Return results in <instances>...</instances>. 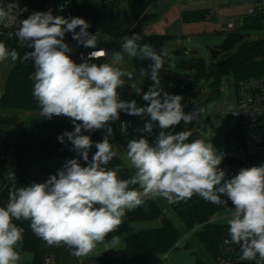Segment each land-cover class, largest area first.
I'll list each match as a JSON object with an SVG mask.
<instances>
[{
  "label": "clouds",
  "instance_id": "clouds-1",
  "mask_svg": "<svg viewBox=\"0 0 264 264\" xmlns=\"http://www.w3.org/2000/svg\"><path fill=\"white\" fill-rule=\"evenodd\" d=\"M27 11L26 7L20 8L18 0H10L7 6L0 4V24L8 26ZM90 27L83 18H64L51 10L33 11L19 20L15 32L8 33L10 38L14 35L18 39L21 47L33 51L21 58L16 49L9 50L0 42V62L9 58L13 62H33L32 95L41 115L49 120L61 115L71 119L74 131L64 132L58 140L64 143L66 137L87 165L82 166L79 158L68 159L45 182L22 187H16L15 173L8 174L12 187L6 205L0 206V264L21 261L19 246L24 229L14 220L29 221L33 234L48 246H67L72 256L80 258L93 254L100 245L104 251L121 247L119 236L107 238L118 229L127 212L155 198L174 204L194 195L218 206L231 201L232 210L226 218L230 240L224 244L239 245L242 261L264 262V165L241 168L238 174L226 178L220 167L224 154L211 142L203 138L190 140L192 134L186 130L173 134L170 129L181 121L192 123L200 110L185 113L183 97L161 87L159 73L166 60H174L166 48L157 51L141 43V35L134 32L123 37L121 50L112 53L111 64L90 63L104 57V49L92 51L87 60L76 63L64 37L72 33L78 45L96 49L99 33H89ZM125 55L151 61L150 71L140 73L153 81L142 96L148 102L145 107H138L135 100L119 98L118 89L125 85V78H133V72L122 67ZM121 112L149 117L141 132L151 134L157 122L160 129L154 143L144 136L128 141L124 167L134 169L128 179L120 178V165L107 167L118 155L109 137L110 124L120 118ZM101 129L107 134L94 145L90 135L82 134ZM93 146L97 150L89 160Z\"/></svg>",
  "mask_w": 264,
  "mask_h": 264
},
{
  "label": "trees",
  "instance_id": "trees-1",
  "mask_svg": "<svg viewBox=\"0 0 264 264\" xmlns=\"http://www.w3.org/2000/svg\"><path fill=\"white\" fill-rule=\"evenodd\" d=\"M43 1L44 9L54 12L57 5L64 0ZM158 2L159 0H126V8L121 9L119 5L103 6L96 11H82L81 18L91 25L89 29L95 32L99 31L109 39L108 47L112 52L120 47L125 35H131L134 32L141 35V43H148L155 48L158 43L168 37L167 35H146L144 33L147 26L160 18L158 9L155 8ZM208 17H210V11L200 9L183 11L180 19L184 23H192L205 21ZM242 22L238 31L229 32L230 34L222 47L225 50L235 44L239 45L238 51L227 60L213 63L209 67L201 58H193L181 64L180 67L184 71L193 72L190 82L186 85L187 90L193 89L200 79H205L209 84V100H212L220 97V83L224 77H232L237 88L243 81L264 75V39L249 42L245 41V36L240 33L241 30L264 29V26L260 18L248 15L243 17ZM9 32L15 31H0V42H4L9 50L16 49L21 58L25 52L34 50L21 47L14 35L11 38L8 36ZM90 63L100 64L99 61ZM34 71V64L31 60L24 62L17 60L5 79L3 93L0 96V180H7L9 173H15L16 187L30 185L33 182H45L51 176L31 177L27 168L31 162L72 156L79 158L83 166H87L82 157H78L66 137L64 143L58 140V136L64 132L74 131L72 121L64 118L58 119L55 116L49 120L41 115L38 102L32 95ZM163 89L169 94L178 95L184 91L180 86L176 88L165 86ZM24 113L29 114L27 124L18 127L19 117ZM123 123H126L128 133L123 131ZM3 126L5 129H2ZM110 126L113 138L124 149H126L128 135H135L138 130L135 116L124 112H121L120 118L111 122ZM155 129L160 131L158 122ZM82 134L90 135L93 145L104 138L100 130ZM5 136L6 140H4ZM232 137L242 142L240 128L232 133ZM96 150L94 146L91 148L89 160ZM11 151L15 155L16 165L12 171H9L8 161ZM241 163L236 158L224 157L221 166L225 170L228 166ZM117 165L121 166L120 178L128 179L134 175V170L124 167V161L119 155L107 167L114 168ZM11 187L12 181L10 180L3 193L6 202ZM133 187L138 188L139 186ZM222 199L226 200L227 198L222 197ZM164 200L173 209L185 228L189 232L195 233L197 241L204 247L208 257L215 258L222 242L229 236L228 225L217 224L214 220L220 213L232 210L231 201H228L226 205L218 206L205 201L198 195H194L187 201L174 204ZM158 219L162 221L161 227L133 232V223ZM13 222L24 229L23 243L19 248L21 253L33 254V260L29 264H47L49 256L41 250L43 240L33 234L30 222L25 220H14ZM112 236H119L125 242V248L100 254L98 259L103 264H145L150 259L163 257L176 248L183 234L166 216L164 210L154 200H149L146 205L127 212L121 225L107 239L110 240ZM54 259L58 264L56 257Z\"/></svg>",
  "mask_w": 264,
  "mask_h": 264
},
{
  "label": "rangeland",
  "instance_id": "rangeland-1",
  "mask_svg": "<svg viewBox=\"0 0 264 264\" xmlns=\"http://www.w3.org/2000/svg\"><path fill=\"white\" fill-rule=\"evenodd\" d=\"M44 4V2H43ZM173 5H179L181 13L183 11H194L200 9H208L210 11V17L205 21L184 23L181 20L175 22L167 30V38L162 40L156 46L157 51L162 47L166 48L174 60L165 61L164 67L161 69L159 75L161 80L165 82L167 86L171 81H174L177 86L183 87L190 77L193 76L192 72H187L171 66V63L175 61L180 63L185 60L193 58H201L207 67L213 63H221L234 55L239 48L238 44L233 45L229 49L223 50L222 47L228 37L229 30L227 24L232 19H242L248 13L249 8L253 5L252 0H159L155 8L158 9L160 16L164 14L168 8ZM41 6L39 0H29L27 3L28 8L37 9ZM120 8H126V4H120ZM156 11V10H155ZM242 20L240 24L242 25ZM156 22V21H155ZM153 22V23H155ZM151 23V24H153ZM150 24V25H151ZM245 36V41H255L264 39V29H250L241 30L240 32ZM103 41L109 43L108 38H104ZM217 49L221 51L220 56L217 59H212L210 50ZM120 47L116 51H120ZM188 52V56H184V53ZM178 53L177 55H175ZM175 55V56H174ZM112 57L107 63H112ZM149 60H141L139 58H130L127 55L124 56L123 69L133 72L132 83L136 87V93L134 96L130 93L129 80L125 81V85L118 89L119 97L126 100H135L139 107L147 106V102L142 99L143 94H137L139 92V84L151 86L153 83L148 78H142L140 73L143 70L149 69ZM16 61L13 62L10 58L4 62H0V96L3 93V86L5 79L9 71L15 66ZM121 67V65H117ZM182 80V82H181ZM220 97L217 99L209 100L210 91L209 84L205 79H200L197 85L191 90H185L181 93L183 110L185 113L192 112L194 110H200L197 114V119L190 124L185 125L183 121L173 129V134L186 130L191 132L190 140L197 138H203L207 142H211L214 147L228 156L243 157L244 152L239 147V140H235L232 137V133L240 126V114H233L232 111L238 112V90L236 88L234 79L232 77H224L220 83ZM1 114V112H0ZM58 119H69L63 115L55 116ZM29 119V114H22L19 117L18 127L26 125ZM149 118L146 116L144 120L137 117V124L139 126V135L148 139L149 143H154L156 136L160 131L155 127L151 134L141 132L145 123ZM5 129V127H4ZM125 131V130H123ZM100 132L105 136L106 130L101 129ZM128 133V131H125ZM152 135V136H151ZM154 137V138H152ZM131 140L133 137L130 138ZM6 140V136L4 137ZM112 144L115 145L117 153L124 159L126 151L120 149L118 144L109 137ZM129 140V137L127 138ZM12 153V151L10 152ZM14 154V153H12ZM75 157L68 156L59 159H53L43 162H31L27 165L29 174L31 177H38L44 175H55L60 170L64 162L68 159ZM80 160V159H79ZM249 161V158L246 159ZM80 163L83 166L82 161ZM15 160L8 162V170L14 169ZM134 172V171H133ZM158 206L164 210L166 216L176 225L181 231L183 237L179 241L176 248L168 253L169 259L165 256L152 258L145 264H200L209 261V257L204 247L197 241L194 232H189L181 220L177 217L173 209L168 206L163 198L153 199ZM231 211L220 213L214 220L217 224L227 225L226 218L230 216ZM162 226L161 219L154 221H144L133 223V232H139L145 229L159 228ZM121 242L124 241L121 239ZM103 250V245H100L96 251ZM103 253V251H101ZM30 253H21L20 264H25V257H28ZM33 255V254H31Z\"/></svg>",
  "mask_w": 264,
  "mask_h": 264
},
{
  "label": "built area",
  "instance_id": "built-area-1",
  "mask_svg": "<svg viewBox=\"0 0 264 264\" xmlns=\"http://www.w3.org/2000/svg\"><path fill=\"white\" fill-rule=\"evenodd\" d=\"M28 1L29 0H18L20 8L26 7L28 11L16 17V19L8 26L0 24V31H16L19 20L26 19L33 11L47 12L44 9L43 0H39L41 6L37 9L28 8ZM125 1L126 0H64L57 5L52 13L53 15L63 16L64 18H81L82 11H96L103 6L109 5L120 6V4L125 3ZM9 2L10 0H0V4L5 6H7ZM252 3L253 5L249 8L246 15L260 18L262 25L264 26V0H252ZM241 20H230L227 24L229 32L238 31L241 27ZM76 31L78 32L79 28H77ZM88 32L91 34L97 33L91 29H88ZM98 33L99 42L96 49L85 48L82 45H78L77 41L72 39V33H67L65 35L64 41L72 49L70 55L76 63L84 62L92 51L99 49H104L106 55L91 60L90 62L99 61L100 64L107 63L112 57L113 52L111 48L108 47V43L106 44L103 41L106 37L101 32L98 31ZM237 90L238 112L240 114L239 128L242 134V142H239V145L244 152V158L242 161L245 162L246 159L252 155L264 153V75L239 83ZM122 129L127 131L126 123H123ZM9 182V179L0 180V206H4L7 203L3 197V193ZM226 239L230 240V237ZM224 241L222 242L215 258H210L208 262L200 264H256L255 261H242L240 259V246L231 243L224 244ZM165 257L167 258L168 254L165 255ZM257 259L259 258L257 257ZM47 264H56L54 257H48ZM261 264H264V262H261Z\"/></svg>",
  "mask_w": 264,
  "mask_h": 264
},
{
  "label": "crops",
  "instance_id": "crops-1",
  "mask_svg": "<svg viewBox=\"0 0 264 264\" xmlns=\"http://www.w3.org/2000/svg\"><path fill=\"white\" fill-rule=\"evenodd\" d=\"M180 18H181V9H180L179 5H176V6L173 5L172 7L168 8L167 11L164 12L162 17L160 16L159 20H157L155 23L147 26L145 28V30H144V33L146 35H153V34H156V35H167V30L169 29V27H171L175 22L181 20ZM154 49H156V47ZM177 54L178 53H176L175 55H177ZM184 56H188V52L185 51ZM185 61H188V60H185ZM185 61H182L180 63L175 61L174 63H171V66H174L176 68H180L181 70H183L180 66ZM187 72H191V71H187ZM134 79L135 78H132V80H129V88H130V93H131L132 96H134L135 93H136V87L132 83V81ZM127 80L128 79L125 78L126 82H127ZM190 80H188V82H186V84L183 87H181V89H183L184 91L187 90L186 89V85L190 82ZM181 82H182V80H181ZM168 85L173 87V88L177 87V84L174 81H171ZM165 86H167V85L165 84L164 81L161 80V87L164 88ZM149 87L150 86L139 84L140 93L144 94L145 92L148 91ZM137 106L139 107L138 104H137ZM137 117L140 118L141 120H144V117L135 116L136 123H137ZM147 118H149V117H147ZM170 130L173 131V129H170ZM138 135H139V126H138L137 133L135 135H131V134L128 135L129 140H127V143H128V141L131 140L130 139L131 137H133V139H139ZM145 135H148V134L145 133ZM110 137L115 141V139L113 138L112 135ZM152 138H154V137H152ZM118 146L120 147V149H124L119 144H118ZM239 147H240V145H239ZM124 150L126 151V149H124ZM12 153H9V161L8 162L10 163L11 161L15 160V165H16V158H15V155L12 154ZM224 157L236 158V159H238L239 161L242 162L239 165L228 166L225 169L226 178H231L234 175L238 174V172H239V170L241 168L264 165V153L252 155V156L249 157V161H245V162L242 161L244 156L243 157H235V156H228V155L224 154ZM123 161H124V159H123ZM15 165H14V167H15ZM220 167L222 168L221 165H220ZM132 170H134V169H132ZM124 248H125V242H123L122 246L117 248V249H109L107 251H104V248H103V250H101V251H103V253H105V252H112V251L122 250ZM41 250L44 251L49 257H56V259L58 260V264H103L98 259V256L100 254H102L101 251H96L93 254H91L89 256H86V257L77 258V257H74V256L71 255V250L67 246L61 245V246H58V247L57 246L50 247L44 241L42 242ZM167 259H169V257H167ZM32 260H33V255H31V253H30V255L28 257L24 258V261L26 262L25 264H29L30 262H32ZM209 260H210V257H209ZM150 264H154V263H150Z\"/></svg>",
  "mask_w": 264,
  "mask_h": 264
},
{
  "label": "water",
  "instance_id": "water-1",
  "mask_svg": "<svg viewBox=\"0 0 264 264\" xmlns=\"http://www.w3.org/2000/svg\"><path fill=\"white\" fill-rule=\"evenodd\" d=\"M210 53H211L212 59H217L220 56L221 51L217 49H211ZM2 129H4V126L2 127Z\"/></svg>",
  "mask_w": 264,
  "mask_h": 264
}]
</instances>
